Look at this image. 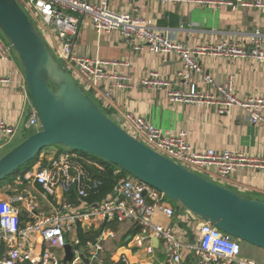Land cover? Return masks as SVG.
<instances>
[{
  "label": "built area",
  "instance_id": "1",
  "mask_svg": "<svg viewBox=\"0 0 264 264\" xmlns=\"http://www.w3.org/2000/svg\"><path fill=\"white\" fill-rule=\"evenodd\" d=\"M110 0H22L29 11L30 19L48 42L52 52L72 74L78 84L87 93L92 89L101 90V95L110 101L114 89L133 87L131 74L122 73L119 68L129 65L127 59L107 60L99 57H79L75 54L82 19L89 18L98 34L118 31L124 40L136 51L149 50L154 54H174L181 58L182 69L178 71V88L172 87L171 80L159 72L148 70L141 78L145 88L168 90L169 101L192 103L197 105H217L218 110L231 114L239 107L253 124L264 129V98L252 96L239 97L231 83H219L210 74L204 72L198 58L212 54L234 58H248L264 61V35L257 30L247 40H226L208 45L190 46L175 40L160 28L153 17L137 14L138 2L132 0L131 10L116 12L110 7ZM162 2L188 0H160ZM196 4L214 7L230 6L237 8L264 9V0H190ZM12 47L0 37V57L7 59ZM201 77L212 89L196 91L193 87L195 76ZM11 78L0 76V85L8 84ZM106 87L101 89V84ZM28 127L40 129L41 123L34 106L27 120ZM120 126L131 132L135 138L163 156L210 179L222 181L242 166L264 167V158L246 156L238 151H216L214 149H196L188 137V132L165 131L142 117L131 112L123 116ZM17 126L8 122L0 110V145L10 144L17 134ZM48 163L43 165L44 161ZM104 170L98 162L77 150L61 152L48 158L42 152L31 169L17 174L18 184L41 186L42 192L58 198L51 212H41L30 192L17 193L9 199L0 198V245L4 251L0 264H63L56 250H63L67 236L73 239L74 258L65 264H104L99 255L104 249V241L116 236L111 229H104L96 241L86 242L92 263L83 259L84 249L76 235L79 223L96 219L103 223L133 222L138 224L139 232L132 242L147 253L154 251L153 239L158 238L166 252V264H185L183 249L187 246L172 225L155 221L156 214L162 213L174 217L176 209L164 201L165 194L145 181L134 176L120 174L113 191L102 201L75 206L68 195L75 191L78 198L88 196L89 191L100 184L94 170ZM119 173V171H117ZM202 172V173H200ZM211 180V179H210ZM148 198L150 200H148ZM199 220L198 237L188 247L192 250L194 264H260L256 260L243 256L242 244L212 223L191 213ZM37 236L43 243V250L33 255L28 248Z\"/></svg>",
  "mask_w": 264,
  "mask_h": 264
},
{
  "label": "crops",
  "instance_id": "2",
  "mask_svg": "<svg viewBox=\"0 0 264 264\" xmlns=\"http://www.w3.org/2000/svg\"><path fill=\"white\" fill-rule=\"evenodd\" d=\"M109 3L116 12L129 11L133 6L132 0H110ZM137 14L153 17L158 26L168 32L173 39L190 46L208 45L226 40H247L257 30L264 35V9L237 8L233 10L230 6L214 7L196 4L190 0L174 2L144 0L138 2ZM82 20L75 47L76 56L99 57L107 60L127 59L129 62V65L119 70L124 74L132 75V88L114 89L110 101L103 98L101 90H90L101 106L98 107L104 109V112L106 110L105 113L116 123L122 124L124 114L131 112L162 130L187 131L189 140L196 149H214L219 152L238 151L249 157L264 158V129L253 124L241 108L235 107L231 114H227L220 112L217 105L170 102L168 90L149 89L142 86L141 78L146 74L145 72L154 70L162 77L171 80L173 82L171 88L177 89L179 81L177 73L182 69V60L179 56L154 54L149 50L136 51L124 40L120 32L98 34L89 18L84 17ZM0 37L2 38L1 35ZM198 61L204 72L212 75L217 82L231 83L239 97L264 98V61L212 54L201 55ZM20 65L12 48L7 59L0 57V76L11 78L10 83L0 85V110L4 118L18 128L13 142L20 138V142L24 140L22 138L30 129L27 126V120L34 106L23 68ZM105 87L106 83L103 82L101 89ZM193 87L196 91L212 89L209 84L203 83L198 75L194 78ZM10 144L0 145V151ZM43 152L51 159L59 155L61 149L51 146ZM119 173L122 174L120 171ZM16 176L8 177L0 184L1 199H9L18 192H30L35 197L34 201L39 211L51 212L55 208L58 198L46 196L39 185L18 184ZM217 181L214 182L229 187L243 196L264 201V167L242 166L225 180ZM175 209L177 213L173 218L158 213L155 221L173 226L187 245L183 249L184 263L194 264L192 250L188 246L198 237L199 220L183 206L175 207ZM106 228L114 231L116 236L104 241V249L99 255L104 264H166L167 256L161 242L157 246L153 242L154 251L151 254L144 248L134 245L132 239L139 232V226L133 222L103 223L90 219L79 223L76 235L80 237V231L85 229L91 237L87 241H96ZM86 242L81 241L78 246L85 250L82 256L85 262L92 263ZM67 244L71 245L72 251L73 247H76L70 236H67ZM43 246L37 236L28 248L33 255H36L43 250ZM242 249L243 256L246 257L247 251L244 244ZM56 252L63 256V264L72 262L74 258L73 253L72 259L66 260V248L57 249ZM252 259L264 264L258 258L252 257Z\"/></svg>",
  "mask_w": 264,
  "mask_h": 264
},
{
  "label": "water",
  "instance_id": "3",
  "mask_svg": "<svg viewBox=\"0 0 264 264\" xmlns=\"http://www.w3.org/2000/svg\"><path fill=\"white\" fill-rule=\"evenodd\" d=\"M0 30L18 54L41 123L0 158V182L46 147L79 150L115 164L232 237L264 249V201L186 168L124 130L78 84L17 0H0ZM153 242L159 245L158 238ZM65 248L71 260L72 247Z\"/></svg>",
  "mask_w": 264,
  "mask_h": 264
},
{
  "label": "trees",
  "instance_id": "4",
  "mask_svg": "<svg viewBox=\"0 0 264 264\" xmlns=\"http://www.w3.org/2000/svg\"><path fill=\"white\" fill-rule=\"evenodd\" d=\"M50 147H46L45 149H48ZM84 154H86V153H84ZM39 155L36 158H34L32 161L26 163L20 169H18L10 177H13L14 175H17L21 172H24L28 169H31L33 167V165L35 164L36 160L38 159ZM99 159L101 160V164L103 165L104 170L103 171L95 170L94 173H97V176L101 180L100 184L96 188L91 189L89 191L88 196H85L83 198H78L75 191H72L68 195V199L71 202H73L75 205H81L82 203L93 204V203L100 202V201L104 200L113 191L115 185L117 184V182L119 180L120 173H118L117 171H120L122 174L126 173L123 170H121L118 166H116L115 164L108 162L102 158H99ZM47 163L48 162L45 160L43 165H46ZM79 235H80L81 241L83 243H85L87 241V239L91 238L89 236V233H87L85 231V229L81 230ZM3 251H4V244H1L0 245V256L2 255Z\"/></svg>",
  "mask_w": 264,
  "mask_h": 264
},
{
  "label": "rangeland",
  "instance_id": "5",
  "mask_svg": "<svg viewBox=\"0 0 264 264\" xmlns=\"http://www.w3.org/2000/svg\"><path fill=\"white\" fill-rule=\"evenodd\" d=\"M17 1H18L19 4L21 5V7L25 10V12L29 15V17H31L29 11L25 8V5H24V3L22 2V0H17ZM31 18H32V17H31ZM0 35H1L2 38L5 40V42H7V40H6V38L4 37L3 33L1 32V30H0ZM7 43H8V42H7ZM8 44H9V43H8ZM50 49H51V48H50ZM51 50H52V49H51ZM13 52H14V54L16 55V58H17V60H18V62H19V64H20V60H19L18 54L16 53L15 50H13ZM61 63L64 64V61L61 60ZM20 66H21V65H20ZM21 67H22V66H21ZM71 73H72V72H71ZM88 95H89L90 98L95 102V104H96L97 106L101 107L100 104L98 103V101L96 100V97H95V95H94L93 92L89 91V92H88ZM103 110H104V109H103ZM105 112H106V110H105ZM40 128H41V127H40ZM38 130H39V129H37L36 127H31L29 130H27V132H26V134H25L24 137L26 138L27 136H29V135H31V134L37 132ZM24 137H23L22 139H25ZM20 139H21V138H20ZM20 139L15 140V141H14L12 144H10L6 149L0 151V158L3 156V153H6V152H7L8 150H10L12 147H14L15 145H17V144L20 142V141H19ZM21 141H22V140H21ZM54 147H59V148L61 149V152L74 151V150L68 149V148H66V147L59 146V145H55ZM77 151L80 152V153H83L82 151H79V150H77ZM86 155H87L88 157H90V158H92V159L98 161V162H101V160L99 159L100 157H98V156L91 155V154H88V153H86ZM200 173H202V172H200ZM124 175L127 176V177H131V176H132V175H130V174H128V173H124ZM210 179L213 180V181H217V180H218V179H216V178H210ZM4 181H5V179L2 180V181L0 182V184L3 183ZM217 182H218V181H217ZM164 201H165L166 203L172 205L174 208H175V207H178V206H182L179 202L174 201L173 199H171V198L168 197L167 195H165ZM239 241L241 242V240H239ZM242 243H243V244L245 245V247H246V251H247V255H245L246 257H248V258H252V257H254V258H258V259H260L261 261H263V263H264V255H262V254L264 253V249H262V248H260V247H257V246H255V245L249 244V243H245V242H242Z\"/></svg>",
  "mask_w": 264,
  "mask_h": 264
},
{
  "label": "bare ground",
  "instance_id": "6",
  "mask_svg": "<svg viewBox=\"0 0 264 264\" xmlns=\"http://www.w3.org/2000/svg\"><path fill=\"white\" fill-rule=\"evenodd\" d=\"M233 238H234V237H233ZM235 239H237V238H235ZM237 240H238V239H237ZM238 241H239V240H238ZM239 242H240V241H239ZM240 243L243 244L242 241H241ZM28 262H30V261H28ZM29 264H30V263H29Z\"/></svg>",
  "mask_w": 264,
  "mask_h": 264
}]
</instances>
